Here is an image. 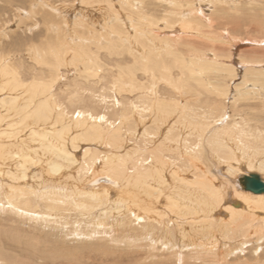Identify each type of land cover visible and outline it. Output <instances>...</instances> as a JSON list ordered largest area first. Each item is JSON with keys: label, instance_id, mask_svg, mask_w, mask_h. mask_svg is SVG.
I'll return each mask as SVG.
<instances>
[{"label": "bare ground", "instance_id": "obj_1", "mask_svg": "<svg viewBox=\"0 0 264 264\" xmlns=\"http://www.w3.org/2000/svg\"><path fill=\"white\" fill-rule=\"evenodd\" d=\"M95 1L97 0H84V3L98 11L100 10L99 7L93 5ZM129 1L120 0V6L127 11L122 16L117 12L116 7H113V3L109 4L115 19L114 21L105 20L103 22L104 31H101L98 24L100 20L96 21L97 18L93 16L89 19L91 22L85 18L81 20L77 18L73 24L70 23L73 28L71 32H68L67 21L61 18L63 22L59 21V18L53 19L49 15L51 10L45 9L39 10L38 16L40 17L39 22L35 21L36 25L25 26L26 28L29 27L30 31L39 25L43 26L44 35L52 32L57 43H52V35L44 36L45 40L41 43H34L27 48L32 61L29 72L39 69L31 83L33 98L28 105H24L19 96L14 95L15 93L7 94L0 101V126L4 127V130L0 131V148L6 147L13 162L12 169L9 168V171L0 170V206H2L0 215L3 212L12 213L18 217L14 219L16 227L12 226L5 230L0 228V259L4 258L8 264H188L187 261L193 262L190 259L191 256L188 257L190 253L184 250L188 248L197 254L201 250V252L216 255L215 264H227V255L222 248L227 245L231 247V243L222 242L219 238L235 239L237 227L239 231H242V228H250L254 222L255 212L253 213L252 210L264 208V193L254 194L246 191L240 183L241 178L250 174H258L264 181V116L256 117L255 114L252 116L253 113H248L246 115L249 117L244 118L242 114L244 109L238 106L239 103L242 104L243 99L255 100L254 95L245 96L247 92L251 94L253 91L249 88H258L257 94H260V90H264V70L261 66L264 65V48L252 50L253 53L248 51L249 53L246 52L247 54L242 55L240 60H242L246 72L241 74V81H237L239 83H236V88L240 85L243 88L247 87L248 91L244 94L240 92L239 96L236 94L232 102L233 114L230 115H232L234 123L231 121L223 128L221 127L216 134L211 136L213 138L209 139L208 144L214 154L211 155L216 156L219 161L217 163L222 164L223 167L224 164L227 165V170H225L229 171L230 176H235L232 185H236L238 190L236 187L233 188L235 196L233 199H238H230V203H228L227 198L221 194L214 183L213 169V172L210 173L212 177L203 170L202 173H198L196 181H192V179L189 180L188 177L180 175L179 170L178 174L173 175V179L167 175L166 167L163 168V164L166 163L164 158L168 155L173 157L172 154H178L175 156H185L181 158L189 168H195V171L202 169V166L199 167L198 162L196 163V160L203 158L201 157L203 146H198V143L205 139L204 134L200 132L204 131L203 128L210 124V120H208L209 124H205L203 121L206 117L201 116L204 112L198 109L199 103L188 99L183 103L184 101H179L175 96L164 95L168 92L163 87L180 88L187 86L188 89L191 87L194 92H204L203 94L206 96H204L202 104L205 105V114L210 118L218 109L209 101L223 102L225 105H220L218 119L216 122L211 121L212 125L213 123L217 124L218 120L223 122L226 114H228L230 106L226 99L230 94L231 86L225 85L222 79L227 82L232 81L231 83L235 84L240 77L238 70L241 67L236 66L238 67L236 68L234 65L237 64L233 65L234 52L232 46L235 47L237 40L231 35L232 39H230L236 43H231L229 39L227 41L230 42L225 41L226 33L214 31L215 20H208L207 17L212 6H215L216 9L211 15L215 16L214 14L225 11L228 6L233 4L237 7L239 4L231 0H205V3L201 5H197V1L194 0H187L186 2L183 0H158L159 3L156 2L149 7L148 3L150 2L148 0H139L137 4H134L133 0ZM31 7L32 4L28 10L34 18L36 11H31ZM157 12H161V19L155 18L156 15H159ZM20 19L24 20L22 17ZM129 22H131V26L128 24ZM95 25H98L99 28ZM4 36L6 35L1 37ZM199 39L204 42L197 43ZM206 41H212L216 44L209 45V42L205 43ZM3 56L0 55V87L2 90L11 87L19 90L27 83L24 80L22 70L13 64L4 66L3 62L6 57L3 58ZM116 58H118L117 61ZM130 60L131 63H122ZM69 62L73 63V68H77L78 76L72 84H65L64 88H59V92L54 93L55 86L60 80L61 68L66 67ZM175 65H178L179 71L177 72L173 70ZM9 76L12 78L10 83V80L6 78ZM207 82L212 87L211 89L205 88ZM163 84L166 85L163 86ZM156 89H159L158 96L153 95L154 92L156 93ZM28 90L30 91V89ZM206 90L210 91L206 92ZM115 93L123 98L122 104L118 102ZM134 94L138 95L135 97V101L128 97V95ZM167 97L170 98L167 99ZM260 99L262 100L261 106L264 107V96ZM5 101L10 106H7ZM167 101L170 102L167 103ZM108 103L107 106H110V109L103 110L102 104ZM92 106L98 109H92ZM135 106L139 109L138 115L140 116L142 113L144 115V113H148V111L152 113L154 110L156 117L153 121L161 124H169L170 121L166 123L167 120L170 117L173 118L172 115L176 114L182 107L181 113L183 115L177 119L178 121H173L179 124L180 119H182L181 124L189 123L190 131L186 134L185 139V133L177 134L176 137L172 136L173 134L168 135L166 143L164 141L155 149H146V153H141L139 150L134 152L129 150L130 153L118 161L115 160V157L110 156L102 167L106 172L99 171L102 161H98L97 149H94L96 152L94 153L92 148H88L90 146L87 148L81 146L78 139L89 143H99L106 137L105 131L109 129V138L116 147L123 141L126 127L132 128L129 129V132L137 129L134 125L131 127L130 124L133 111L131 107ZM16 107L22 111L18 113ZM12 110L13 112H11ZM76 111L77 116H72L71 114ZM245 111L247 112V110ZM24 112L27 115L24 116ZM140 112L142 113L139 114ZM193 112L204 119L199 120V115H197V120H195L196 115L194 116ZM19 114H23L24 119H19V122H6V118L15 117ZM101 114L104 116H100ZM261 117L262 119H260ZM31 120H35L38 125L41 124L39 128L38 126L35 127V124L30 122ZM74 120L78 121L76 126L70 123ZM235 121L237 122L235 123ZM57 124H62L64 127L68 125L69 132L55 131L53 133L52 130ZM254 124H258L259 127L253 126ZM73 130L78 135L72 141H67L66 137L70 136ZM24 131L26 135L23 134ZM148 131L147 134L149 137L152 136L151 139L160 133V130L150 129ZM126 133L128 134V132ZM136 133H138L137 130ZM2 138L8 140V143L2 142L4 141ZM76 140L78 144H76ZM150 141L147 139V142ZM161 141L159 139V142ZM33 142L36 143L33 145ZM37 142L42 143H39V148L36 147ZM151 142L155 143L153 140ZM172 142L171 147L164 148V144L169 145ZM142 143L144 142L142 141ZM235 145L236 147H234ZM80 147L86 151L84 161L80 158L81 153L75 152ZM131 150L133 151V149ZM238 152L243 153V158H248L250 161L247 167L248 172L256 169L262 175L257 172H246L247 174L239 175L242 170L235 164L242 165L244 161L237 160L236 154ZM0 156H2L1 153ZM232 160L235 164H232ZM117 162L118 164H116ZM134 162L133 168L130 166L132 170L126 168L129 163L133 164ZM72 165H74L73 168ZM73 169L77 174L72 172ZM29 172L36 173L38 183H32L30 188H25L19 182L15 183L12 192L6 191L8 198H5L4 189L1 186L2 178L6 175L8 176L6 178H9V175L17 176L20 174L22 175L20 178L24 180L28 177ZM172 180H176L178 183L175 185L171 182ZM5 183L3 185L7 184ZM168 184L173 188L171 193L166 191ZM180 184L183 186L181 187ZM9 186L11 187L10 184ZM110 189L115 196V199L112 198L113 200L109 197ZM130 190L134 191L130 192ZM101 192L103 193L101 194ZM140 193L142 194L141 197ZM126 200L130 201L127 202ZM223 203L226 204L225 208L229 213L230 219L227 222L230 226L223 224L219 227L216 222L224 223L226 218L225 221L220 220V217L218 215L215 217V214L218 212L216 209ZM105 205H108L107 210L103 212L105 208L102 206ZM97 208H101L100 211L102 212L94 216V210ZM201 212L208 214L209 219L205 216V221L203 220L204 222L197 228L196 226L191 228L194 224L190 223V227L187 226L189 230L186 229V226L184 228L183 225H178L180 217L187 219L190 215H200ZM210 214H212L211 217ZM256 215H258L257 211ZM27 216H37L42 225L44 223H59V226L51 225L53 232L43 236H40V232L37 236L31 229L20 227L22 220ZM113 218L115 219L111 223ZM198 219L200 218L198 217ZM233 219L237 224L235 228L231 226ZM88 220H93L95 224H90L91 222L89 223ZM118 223L120 224L119 229L117 228L119 231L115 228ZM133 224L137 228H133ZM64 226H72V228H69L70 231H68L67 227ZM163 228L166 229L165 232H161L163 235L158 236L154 233L158 232L159 229L162 231ZM171 228H174L175 233L181 234H175L172 230L170 232ZM183 228L185 230H182ZM195 228L198 233L202 234L199 236L192 234ZM225 228L226 231H222ZM89 229L92 232L93 240H98L101 243L95 252H87L88 246H85L86 248L84 246L78 247L77 249L81 252L73 247L69 248L68 245L66 248V244L76 241L81 236L89 237L88 234H84ZM128 229L129 231L126 232ZM220 231L224 234H221L220 237L215 236ZM252 232H254L253 229ZM60 233L65 235L62 237L57 235ZM159 240L162 247H158L156 243ZM113 243L117 247H126L116 253L120 257L118 260L110 253L101 254ZM148 247H151L149 249L153 251L148 256L136 251L137 249L146 250ZM232 252L236 254V250ZM197 254L195 253V255ZM240 261L241 258L237 257L231 262L235 264ZM240 263L246 264L245 262Z\"/></svg>", "mask_w": 264, "mask_h": 264}, {"label": "rangeland", "instance_id": "obj_2", "mask_svg": "<svg viewBox=\"0 0 264 264\" xmlns=\"http://www.w3.org/2000/svg\"><path fill=\"white\" fill-rule=\"evenodd\" d=\"M21 1H23L26 5L23 2H21ZM30 1H31V3H30ZM30 1L29 0H20V1L19 0L18 1H16V0H1L0 1V19H1L0 20V34L2 33L0 35V38H1V40H0V55L1 56L4 55L6 57V58H4V56H3V58H4V62H3L4 63V66L13 64L14 66L20 68L22 70L24 80L27 81V83H26L27 86L25 85V86L21 87L19 90L14 89V87L13 88L11 87L9 89L7 88V89H3L2 90V87H0V101H1V99H4L7 94H11V93L14 94L15 93L14 95L15 96H19L20 101L24 105H26V106L28 105V103L30 102V100L33 98V94H32L33 93V90H32L31 83H32L33 78L36 76V74L39 71V69H37V70L31 71V73L29 72L32 61H31V58L29 56V52H28L27 48L30 45L34 44V43H41V41L45 40L44 39L45 37H48V36H51V35L53 36L52 43L53 42L54 43L55 42L57 43V39H56V37L54 36V34L52 32H49L50 34L47 33V35H44L45 33L43 31H45V30L43 29V26H41V25L35 27L33 31H30L31 29L29 27L26 28L28 25L29 26H32L33 24L36 25V22L35 21L39 22L38 21L39 20V17H40V16H38V14H40V11L39 10H41V9H45L47 11H50L51 10L50 13H49V15L53 19L59 18V21H61V22H63L61 19L66 20L67 23H68V25H67V28L69 29L68 32H71L72 31V28H73L72 27L73 26L72 24H73V22L77 21V18H78V20L79 19L81 20L82 18H85V19H87L88 22H91L89 19L91 17H93V16H95V18H97L96 21L100 20L99 21L100 23L98 22V24L101 27L100 28L101 31L102 30L104 31V29H103L104 28L103 27L104 23L103 22H105V20L106 21H110V20H113L114 21V19H115L113 17L114 15L112 16V13L110 11V5H109L110 3H113V5H114L113 7H116L117 12L120 13L121 16H122V14L124 15L127 12L126 10H124L120 6V3H121L120 0H97V1L93 2V5L94 6L99 7L100 10H98V11L96 9L91 8L90 6H88L87 3L85 4L84 3V0H30ZM133 1H134L133 2L134 4L139 3V0H133ZM183 1L186 2L187 0H183ZM194 1H197V3H196L197 5H201V4H204L205 3V0H199V1L198 0H194ZM231 1L237 2L239 5L236 7V5H233L232 4L231 6H228L230 8H228V7L226 8L227 10L225 9V11H221L219 13H216L217 15L214 14L215 16H212L211 15L212 12H214V10L216 9L215 6H212V10L210 11L209 16L207 17L208 20L209 19H214L215 20V25L213 26V28H214L213 30L214 31L226 33L225 34V38H224L225 41H227V39L231 40L232 39L231 38V35L235 37V40H237V44L234 45L235 47L232 46V50L234 52V62H233V65L234 64H237V65H234V66L235 67L236 66H238V67L240 66L241 67V68H239L240 70H238V71H240V77L238 78V80H236L235 84H232L231 83L232 81H228L227 82L224 79H222L225 85L228 84V85L231 86L230 94H229L228 98L226 99V102L230 106V108L228 110V114H226V116L224 118L225 120H223V122L220 121V120H218L217 124H215V123H213V125L211 124V121L212 122H216V120L218 119L217 115H219V113H220V105H225L223 102L222 103H217V102H212V100L209 101L210 103L216 105L217 106V109H218V110H216V112L210 118L208 115L205 114L206 113L204 111L205 110L204 109L205 105L202 104V101L204 99V96H206L205 94H203L204 92H200L201 94L198 93V92H194L191 87H189V89H188L187 86L186 87L185 86H182L180 88L171 87V86L163 87V88H165V91L168 92V93H164V95L170 94L171 97L172 96H175L179 101H182V102L184 101L183 103H185L187 101V99L188 100H193V101H196L197 103H199L200 105H197L198 106V109H201V110H203L202 112H204V114H202L201 116L206 117L205 120H203V121L205 122V124H209L208 120H210L209 126L204 127L203 128L204 131H201L200 132V133L204 134V136H205L204 137L205 139L203 141H200L202 145L200 144V142L198 143V146H203V151H202L203 154L201 155V157H203V158L196 160V163L198 162L197 163V164H199L198 166L199 167L202 166V169H198V171H195L196 170L195 168H193V169H191L192 167L189 168V166L187 164H184V161L182 159L185 156H183V157L182 156H175V155H178V154H172L173 157H171L170 155H168L166 158H164V160L166 161L167 164L166 163H165L166 165L163 164V168H164V166L166 167L167 175H169L173 179H174L173 175L178 174V170H179V174L180 175H183V177L186 176V177H188L189 180L192 179V181H196L195 179H196V177L198 178V173H202L203 170L206 173H208L210 175V177H212V174H210V173H212L214 171L213 172V175L214 176L212 177L213 180H214V183L217 186V188L220 190L221 194H223V196H225L227 198L226 200L229 201L228 203H230V199H232V200L238 199V198L233 199L235 197L234 196V192H233V188L236 187V185H232V183H234V181H235V176H232V175L230 176L229 171H226L228 166L225 165V164H224V167H223L222 164H221L222 165L221 166L219 163H217L219 161L216 158V156H212L214 154H213V151L210 150L211 149L210 145H208L209 144V139L211 140L213 138L211 136L213 134H216L218 132V130H220L221 127L223 128L227 124L231 123V121H233V123H234V120L232 118V115H230V114H233L232 113V108H231L232 102L234 101V98L236 97V94L238 95V94H240V92L244 94V92H247L248 91L247 87L243 88L240 85H239L240 87L237 86V88H236V83H239L241 81V76L244 74V72H246V69L243 68V65H242L243 63L241 62L242 60H240L241 57H242V55L244 53H246V52L249 53L248 51H251L252 52V50L255 51V49L264 48L263 47L264 46V0H231ZM148 2H150V3H148V6L149 7L151 5H153V4H155L156 2L159 3L158 0H148ZM30 4H32V7H31L32 10L31 11H33V12L36 11V16L34 18H32L31 14H30V10H28V7L30 6ZM24 6H26V8H23ZM107 6H108L109 10H108ZM136 7H138V6H136ZM93 11H94V13H93ZM37 12H39V13H37ZM51 12H52V14H51ZM157 13L159 15H156L155 18L161 19V15H160L161 12H157ZM109 15H110V17H109ZM21 17L24 20H21L20 19ZM111 17H112V19H111ZM19 20H21L20 23H18ZM22 21L23 22L25 21V22L23 23ZM54 21L56 22V20H54ZM70 23H72V24H70ZM128 24L131 26V22H129ZM20 26L22 27L21 29H20ZM95 26L98 27V25H95ZM67 28H66V30H68ZM133 32L135 33V31H133ZM56 33H58V32L56 31ZM3 35H6L7 37L4 36L2 38L1 36H3ZM35 35H36V38L33 39V37H35ZM253 39L255 40V42H254ZM250 40H253V41L252 42H249ZM203 42L204 41H202V40L199 39L197 43H203ZM207 42H209V41H206L205 43H207ZM227 42H230V41H227ZM15 43L18 44V45H16ZM44 43H47V41H44ZM212 43L214 44L215 42H212L211 41V42H209V45H213ZM231 43L234 44L236 42H233L231 40ZM25 47H26V49H24ZM26 50H27V52H24ZM190 58H193V57H190ZM6 60H7V62H6ZM117 60H118V58H116V61ZM122 63H131V60L130 61H126V62H122ZM72 64L73 63L69 62L66 65V67L61 68V71H60V73H61L60 80L58 81V83L55 86V89L53 91L54 93H57V92H59V90L61 88H64V85L65 84H72L76 80V78L78 76V74L76 73L77 72L76 71L77 68H73V65ZM261 66L263 67V70H264V65H261ZM238 67H236V68H238ZM173 70L175 72L179 71L178 70V65H175L173 67ZM6 78L10 80V81L8 80L9 83L12 81V78L10 76L9 77H6ZM187 81H189V80L187 79ZM237 81H239V82H237ZM165 85L166 84H163V86H165ZM6 86H8L7 83H6ZM28 87H30V88H28ZM205 88L206 89L207 88L211 89L212 87L207 82V84L205 85ZM28 89H30V91ZM249 89H253V91L251 92V94L249 92H247L245 96H252V95H254L255 100H251L250 98H248L247 100L243 99L242 100V104L241 105H240V103L238 104V106L240 108H243L244 109V110L241 109V110H243L242 114L244 115V118H246V116H247L246 114H248V113H253L252 116H254V114H255L256 117L264 116V107L261 106L262 105V100L260 99V98H262L264 96V90H260L259 91L260 94H257L258 93L257 92L258 91V88L251 87ZM1 90H2V92H1ZM194 90H196V89H194ZM31 91H32V93H31ZM158 91H159V89H156V93L154 92L153 95L158 96L157 95ZM209 91L210 90H206V92H209ZM2 95H3V98H2ZM115 95L117 97L118 102H120L122 104L123 103V98H121L120 95H118V93H115ZM134 95H128V97L131 98V99H133L135 101L136 100L135 97H137L139 95V93H138V95H135V96ZM62 97L65 98V99L71 100L68 97H64V96H62ZM169 98L170 97H167V99H169ZM228 99H229V101H228ZM37 100H38V98H37ZM263 101H264V99H263ZM169 102L170 101H167V103H169ZM5 104L7 106H10L6 101H5ZM107 105H109V103L108 104H102L103 110L110 109V106H107ZM170 105H172V103H170ZM258 105H260V106H258ZM0 108H1V106H0ZM18 108L19 107H16V111L18 113H20L22 110L20 108L19 109ZM92 109H98V108L92 106ZM131 109L133 111L130 110V111H132L131 118H130V124H131V127L133 125H134V127H137L136 130L138 131V133H136V130L133 131V132L132 131L129 132V129L130 128L126 127L125 130H124V133L125 134H124L123 141L119 145H117L116 147L112 144L111 139L109 138L110 137V133H109L110 131L107 128H106L107 130L105 131L106 137H104V139H102L104 142L101 140V141H99L100 144L98 142H93V143L84 142V141H82L81 138H80L81 140L78 139V141L80 142V145L81 146H84L85 148H87L88 146H90L88 148H92L93 151H94V153L97 152V154H99L98 155V157H99L98 158V161L99 162L102 161L101 162V167L99 168V171L101 170L102 172H106L102 167L104 166V162L105 161L107 162V160L109 159L110 156L111 157H115L116 158L115 160L118 161L122 157L127 156V153H130V151L131 152H134V151L139 150V151H141V153H146V149L147 150L148 149H151V148L155 149V148H157V146H160L164 141L166 143V140L168 141V139H167L168 138V135H172L173 134L172 136H175L176 137L177 134L178 135H181V134H184L185 133V135H184V139H185L186 138L185 136H187L186 134H188V131H190V127H189L190 124L189 123H187V124H181L182 119H180L179 124H177L176 122H174V121H176L177 119H179L183 115L181 113V110H183L182 107L179 108V111L176 114H173L172 115L173 118L170 117L167 120L166 123H169L168 121H170L169 124H161V123H158V122L153 121L155 119V117H156V116H154V115H156V113H154V110H153L152 113L150 111H148V113H150V114L144 113V115H143L142 112H140L139 114L142 113L141 116H140V115H138L139 109L136 108V106L133 107V108L131 107ZM136 109H137V111H136ZM245 110H247V112ZM11 112H13V110ZM25 112L23 113L24 116L27 115V114H25ZM23 114H19V115L15 116V117L6 118V122H8V123L10 121H11V123L13 121L19 122L20 120L24 119ZM71 115L74 116V117L77 116V111L75 113H72ZM90 115H91V113H90ZM193 115L194 116L196 115L195 120H197V115H199V114H196V113L193 112ZM10 116H11V114H10ZM100 116H104V114H101ZM201 116L199 115V120L202 121V119H204V118H202ZM247 117H249V116H247ZM137 119H138V121H137ZM170 119L172 120V123H171V120ZM260 119H262V117ZM148 120H151V121H148ZM238 121H239V119H238ZM30 122H33V124H35V127L38 126V128H39V125H41V124H39V125L36 124L35 123L36 122L35 120L34 121L31 120ZM139 122H140V124H139ZM236 122L237 121H235V123ZM70 123L72 125L76 126V124H78V121L74 120V121H71ZM148 123H150L152 126L150 124H148ZM221 124H223V125H221ZM258 124H254L253 126L259 127L260 124L259 125ZM0 125H1V122H0ZM211 125H212V127H211ZM157 126H158V128H157ZM260 126H262V125H260ZM43 127L46 128V126H43ZM51 128L53 129V127H51ZM63 129H64V131H63ZM150 129H153L155 131L160 130L159 135L154 136L153 137L154 139L153 138L151 139L152 136L149 137L148 134H147V133H149L148 130H150ZM1 130H4V127L2 128L0 126V131ZM172 130H176V131H172ZM228 130L230 132V128ZM52 131H54L53 133H55V131H57V132H60L61 131V133L62 132L63 133L69 132V126L66 125L64 127V126H62V124H57V125L54 126V129ZM126 132H128V134ZM107 133H109V135H107ZM23 134L26 135L25 131H24ZM139 134H140V136H138ZM77 135L78 134L74 133V130H73L72 131V134L70 136L66 137V139H67V141H70V140L72 141L73 138L75 136H77ZM226 135H229V133H226ZM172 136H170V137H172ZM25 137H23V138H25ZM57 137H58V133H57ZM147 139H150L151 141L153 140V141H155V143L154 142L152 143L151 141L150 142H147ZM159 139H160V141L161 140H163V141L159 142ZM2 140H4L2 142L8 143L7 142L8 140H5V138H2ZM136 140L139 141V142H137ZM78 141L76 140V144H78ZM142 141L144 143H142ZM206 142H207V144H206ZM35 143L36 142H33L32 144L34 145ZM39 143H41V142H39ZM39 143L37 142V146H36L37 148L40 147V146H38V145H40ZM148 144H150V145H148ZM172 144H173V142L171 144H169V145H165L164 144L163 146H164V148H167V147H171ZM129 147H131V148L129 149ZM135 147L138 148V149H136ZM234 147H236V145ZM126 148H128V149H126ZM4 149L3 148H0V153L3 156V157L0 156V162H2V163H0L2 165V166L0 165V170H3L4 172H6V170L9 171V168L12 169L13 162H12L10 156L8 155V152H7L6 147ZM94 149L95 150L97 149V151L95 152ZM131 149H133V151ZM72 150H73V148H72ZM75 152L81 153L80 158L82 159V161L85 160V157H84V154L86 152L85 149L82 150L81 147H80V149L77 148V151H75ZM194 153H195V150H194ZM92 154H91V156H92ZM242 155H243V153H239V152L236 154L237 160H240L241 162L244 161L242 163V165L235 164L233 160L231 161L232 164H235L236 167H240L241 168L242 172L239 175H244V174H247L249 172H257L256 169L255 170H251V171L248 172L247 167H248L250 161L248 160V158L244 159ZM1 158H3L4 160L3 159L1 160ZM206 159H208V160H206ZM211 159H213V160H211ZM116 164H118V162ZM134 164H135V162L133 164L129 163L126 166V168L132 170L131 168H133L132 165H134ZM216 165H217V167H216ZM130 166H131V168H130ZM138 166H140V165H138ZM73 167H74V165H72V168ZM211 167H213V168H211ZM221 167H223V168H221ZM257 168H259V167L257 166ZM212 169H213V171H212ZM218 171H220V172H218ZM66 172H69V171L66 170ZM72 172H76V171L73 169ZM257 173H259V172H257ZM75 174H77V172ZM259 174H261V173H259ZM27 175H28V177H26L24 180L22 178H20V177H22V175H20V174H18L17 176H11V175H9V178H6V177H8L6 175V176H4L2 178L3 180L1 181V183H2L1 186L4 189L5 198H8V194L6 195V191L7 192H10V191L12 192V189H13V186L15 185V183H18L19 182L25 188H30V185H32V183L35 184L37 182L38 179L36 177V173L35 172H29ZM15 179H17V180H15ZM237 180H238V178H237ZM171 182L173 184H175V185L178 183L176 180H172ZM4 183L6 185H3ZM24 183H25V185H24ZM9 184L11 185V187L9 186ZM180 186L182 187L183 184H180ZM171 187L172 186L170 184H168V187H167V190H166L167 193H171L173 191V188H171ZM236 189H237V187H236ZM132 191H134V190H130V192H132ZM102 193L103 192H101V194ZM109 194H110L109 195L110 199H112V198L115 197L114 196V193H113V191L111 189L109 190ZM141 196H142V194L140 195V197ZM116 197L118 198V196H116ZM126 201L129 202L130 200H126ZM225 205L226 204L223 203V205L219 206L216 209V210H218V212H216L215 217H218L219 216L220 217L219 218L220 220H223V221L226 220L224 223L216 222V223H218V226L219 227L221 225H223V224L226 225V226L229 224L227 222L228 219H230L229 218V213H228L227 209L225 208ZM107 206L106 205L105 206H102V208H105V210L103 209V212L107 210L106 209ZM164 207H165V205H164ZM1 208H2V206H0V209ZM263 209L264 208H261V209H257L256 208V210H252V212L253 213L255 212V213H254V216H253L254 217V222L252 223V225L250 226V228L249 227H247L245 229L242 228V231H239V228L236 226L237 224H236L235 220L233 219L234 222L231 221L232 222L231 223V226H233L234 228H235V226L237 227V229H236L237 232L235 234V239L228 240L226 238L220 237L221 234H224V232L226 231V228H225V230L224 229L222 230L224 232L220 231L219 233L217 232L215 234V236L218 235L220 237L219 238L220 241L231 243V247H230V245L229 246L227 245V246H224L222 248L225 251V255H227V257H226L227 258V264H234L231 261H232V259H235L237 257H240L241 258V261L240 262H245L246 264H264V210ZM100 210H101V208L100 209L99 208L95 209L94 210V212H95L94 213V216H95V214H98V213L102 212ZM256 211H257V214L258 215H256ZM212 214H210V217H211ZM200 215H198V214H195V216L190 215L189 217H187V219L185 217H183V218L180 217L181 219L180 218L179 219L180 220H183V221H180L179 220L178 225L181 224V225L184 226V228L186 226V229H187L188 227H190V224H194V226H191V228L192 227H195V226L197 228V226L201 225L205 221L204 220L205 219V216H207V219H209V215L206 214V213L203 214L201 212ZM258 216H259V218H258ZM261 216H263V217H261ZM198 217L200 219H198ZM17 218L18 217L15 216V215H13L12 213L10 214V213H3L2 212L1 215H0V228L5 230V229H9V227H12V226L13 227H16V223H15L14 219H17ZM114 219L115 218H113L110 222L112 223L114 221ZM185 220H187V221H185ZM215 221H217V220L215 219ZM88 222L89 223L91 222L90 224H92L94 221L93 220H91V221L88 220ZM86 224L88 225L87 222H86ZM93 224H95V223H93ZM19 225H20V223H19ZM51 225H53L55 227H58L59 226V223H54V224H51V223L45 224L44 223L42 225V223L40 221V218H38L37 216H35V217L27 216V217H24V219L22 220V223H21L20 227L26 228V229H31L32 231H34L37 234V236H39V233L41 232L40 236H43V235H46V233L53 232V229H52V226ZM119 225L120 224L118 223L116 225L117 227H115L117 231H119L118 230L119 229ZM132 226H133V228H135V227L137 228V226L135 224H133ZM228 226H230V225H228ZM64 227H67L68 231H70L69 228H72V226H70V227L64 226ZM181 228H182V226H181ZM184 228L182 230H185ZM191 228H190V230H191ZM196 228H195V230L192 231V234H198L197 236H199V234H202V233H198L197 230H196ZM90 229H89V231L86 230L87 232L84 233V234H88L89 237H82L81 236V237L77 238L76 241H72L71 243L66 244V248L73 247L75 250L80 251L79 249H77L78 247H80V246L83 247L84 246V248H86L85 246H88L87 247V252H95V250H97L96 248L100 247L101 243L98 240H93V238H92L93 235H92V232H90ZM173 229L174 228H171L170 229V232H172ZM252 229H253L254 232H252ZM165 230H166L165 228H163L162 231H161V229H159L158 232L156 231L154 233L158 234V236H159L161 234V232L163 233V231L165 232ZM188 230H189V228H188ZM128 231H129V229L126 230V232H128ZM242 232H244V233H242ZM173 233H175V230L173 231ZM176 233H178V232H176ZM29 234H31V233H29ZM79 234L81 235L82 233H79ZM132 234H134V233H132ZM180 234L181 233H178V235H180ZM251 234H252V237H251ZM53 235H55V234L53 233ZM57 235H59V236L62 237L65 234L60 233V234H57ZM161 235H163V234H161ZM100 237H102V236H100ZM102 238H104V237H102ZM107 238H108V236H107ZM102 240L104 241V239H102ZM241 240H243V241H241ZM242 242H243V244H242ZM156 243L158 244V247H162V245H161L162 243H161L160 240H159V242H156ZM245 243H247V244H245ZM67 245H68V247H67ZM120 248H122V249H120ZM125 248H126L125 246H119V247L114 246V243H113L112 246H110L107 249H105L103 252H101V254L102 253H110L112 256H114L118 260V258H120V257L116 253L119 250H123ZM149 248H151V247H148L146 250L137 249L136 251H139L140 254L145 253L148 256L150 253L153 252V251H150ZM157 249H159V248H157ZM228 249H230V250H228ZM184 250H185V252H189L190 253L188 255V257L191 256L190 259L193 262H195V264H215L214 260L216 259V255L209 254L207 252H201V250H199V253L200 254L199 253L197 254V252H195V251L194 252H191L190 251V248L184 249ZM233 250H236V254L234 253L235 251L231 253V251H233ZM238 250H240V251H238ZM195 253L197 255H195ZM77 254H80V253H77ZM128 255H131V254H128ZM125 256L127 257V254ZM3 259H0V264H8L7 261L5 259L4 260ZM193 262L187 261L188 264H193ZM240 262L235 263V264H241Z\"/></svg>", "mask_w": 264, "mask_h": 264}, {"label": "water", "instance_id": "obj_3", "mask_svg": "<svg viewBox=\"0 0 264 264\" xmlns=\"http://www.w3.org/2000/svg\"><path fill=\"white\" fill-rule=\"evenodd\" d=\"M240 183L244 190L254 194L264 193V181L258 174L245 175L241 178Z\"/></svg>", "mask_w": 264, "mask_h": 264}]
</instances>
